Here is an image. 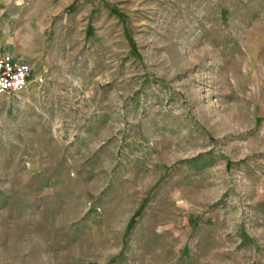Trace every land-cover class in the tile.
I'll list each match as a JSON object with an SVG mask.
<instances>
[{"label": "rangeland", "instance_id": "rangeland-1", "mask_svg": "<svg viewBox=\"0 0 264 264\" xmlns=\"http://www.w3.org/2000/svg\"><path fill=\"white\" fill-rule=\"evenodd\" d=\"M5 2L0 264H264V0Z\"/></svg>", "mask_w": 264, "mask_h": 264}, {"label": "built area", "instance_id": "built-area-1", "mask_svg": "<svg viewBox=\"0 0 264 264\" xmlns=\"http://www.w3.org/2000/svg\"><path fill=\"white\" fill-rule=\"evenodd\" d=\"M31 66L15 61L8 54L0 55V95H17L28 84Z\"/></svg>", "mask_w": 264, "mask_h": 264}, {"label": "crops", "instance_id": "crops-1", "mask_svg": "<svg viewBox=\"0 0 264 264\" xmlns=\"http://www.w3.org/2000/svg\"><path fill=\"white\" fill-rule=\"evenodd\" d=\"M5 3L3 4L2 0H0V27L2 25L1 16L8 5ZM19 34V32H11V30H8V32H5L3 35L0 32V55L8 54L15 61L25 62V59L27 58V55L25 54L27 44L22 35Z\"/></svg>", "mask_w": 264, "mask_h": 264}]
</instances>
